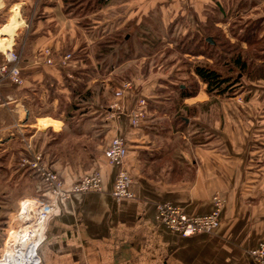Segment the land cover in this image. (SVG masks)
I'll use <instances>...</instances> for the list:
<instances>
[{"label":"crops","instance_id":"crops-1","mask_svg":"<svg viewBox=\"0 0 264 264\" xmlns=\"http://www.w3.org/2000/svg\"><path fill=\"white\" fill-rule=\"evenodd\" d=\"M233 1L240 0H146V4L149 11L165 10L171 2L184 5V12L194 7L203 19L209 6L217 4L226 5L228 15L227 5ZM242 1L249 5L247 11L230 14L228 22L241 15L264 24V0ZM28 2L10 6V0H0V66L15 48L17 30L26 25L22 12ZM40 2L35 26L19 50L25 83L16 85L0 76V254L19 203L40 191L33 175L19 165L31 150L46 153L68 188L90 171L103 176L102 193L64 201L48 219L38 246L43 264H256L249 252L264 242V81L246 82L245 94L230 98L210 96L202 84L195 97L184 100L198 112L184 117L183 131L164 125L163 120L170 123L175 117L174 111L164 113L158 122L148 117L140 128L131 127L132 109L114 118L105 114L111 129L105 143L114 137L127 142L126 167L133 179L134 199L116 202L110 193L117 168L104 157L102 128L87 120L69 129L65 120L63 104L69 98L65 78L70 79L71 71L59 67L57 58L75 45L80 31L64 15L61 0ZM227 27L230 30V23ZM241 46L247 49L245 42ZM47 47L53 52V66L43 56ZM239 95L243 106L235 104ZM195 138L201 142L195 143ZM71 140H78V145H71ZM216 194L223 197L225 207L221 226L213 234L183 238L156 221L158 203H172L186 214L200 216L212 212Z\"/></svg>","mask_w":264,"mask_h":264},{"label":"rangeland","instance_id":"rangeland-1","mask_svg":"<svg viewBox=\"0 0 264 264\" xmlns=\"http://www.w3.org/2000/svg\"><path fill=\"white\" fill-rule=\"evenodd\" d=\"M21 1L22 0H10V6H14ZM27 1H29V10L27 9L28 11L26 10L25 13L22 12V16L26 18V25L22 26L17 30L15 34V36L17 35L15 37V48H13L14 54L20 55V64L22 62L23 52L19 50L21 49V47L23 48L22 44L27 39L28 30L35 26V18H38L39 8L41 7L40 1L42 0ZM147 6L149 7V5L146 4V0H113L110 1V4L108 3V5L103 10H99L100 12L98 11V13L95 12L84 16L87 17V20L82 21V23L84 24L82 25V27L76 25L77 23L74 20L76 23V27L80 31L78 32V35L76 37V43L70 50L68 48L67 52L60 54L57 59L60 61L61 58L66 55L72 56L71 60H74V65L72 67L69 65V67L66 69H69V71H71L70 80H74L76 83L78 81L80 82V78H82V75H84L85 77L87 71L89 73L91 69H95L97 67V61L93 53L97 52L94 50L95 46L98 40H101V37H103L104 35L107 36L109 33L111 34L113 33V31H116V29L122 28H125V30H129L132 34H141L143 29L139 25L142 24L144 27H148L147 29L145 28V30H147L146 33L148 35L150 34L154 38L157 37L163 39V43L161 40V46H159L156 51L153 52L151 51L153 49H150L148 45L142 44H145L146 42L141 40V36H139L138 34L139 38L137 41L132 43V49L135 52L143 54H140L135 59H132L131 61L122 65V67H117L110 74L106 73L103 75V73H92L91 75L90 72V74H88L92 77L90 78V87L93 89L94 92L92 95L93 100L90 102L89 106L91 110L95 107H103L106 112V115H113L110 118H114L118 117L122 113L127 114V110L132 109V118V114L136 109L137 111H142L144 106L141 105H145V107L149 105V98H153L154 100L158 98H163L165 100L164 104L168 108H170V103L172 102L168 100L174 94L170 96L171 93L169 89H165V87L163 86L165 81L169 80V78H172L173 76H175L176 79H173L172 81L169 80L171 83H175L178 85L183 83L190 86L192 84V81H196L199 83V88L201 90L203 83L198 80L197 76L194 74V67L199 64L212 65L213 60H210L204 56H195L194 54H190L189 49H194V47H191V44L188 42V39L192 37L190 35H194L195 33H200L202 37L204 36V27L206 25H210L209 23L212 22L210 21V19L208 20L209 17L207 15L209 13L205 11L206 14H202L204 18L199 19L198 15H201V13H199V11L195 12L194 7H191V12H188L187 10L186 12H184L182 10L184 9V5L179 4L178 6L176 5V3L172 2L169 3V7H167L168 5H159L161 7H167L165 10L157 8L156 10L152 11L151 9V11H149L147 10ZM213 11L216 12V10L214 9ZM212 17L214 18V14L212 15ZM162 18L166 20H163ZM222 19L223 18H218L216 21L214 20L215 22L211 23L212 30H220L221 33H223V35L231 41V43V39L233 38L236 40L234 43L238 42V38L240 39L242 36H237L236 38L233 37L231 35L232 33L227 27V24L230 23L231 26L235 20L230 22L227 21V23ZM236 23V29L238 27H241L242 24L240 20H238ZM132 25L135 26L132 27ZM262 25L261 21H258L255 25V30L253 32L257 31V28L259 27L263 29L264 26ZM122 45H120L123 48L121 50H123L125 54L131 52V49L126 48V45ZM82 49L83 51L80 52V50ZM117 50H120L119 46H115L114 51L116 52ZM76 54L80 55L79 58L77 57L78 60L75 59L74 55ZM85 54L88 57L89 64L85 63L81 59L82 55ZM43 56L46 58V60L52 59L53 52L51 48H44ZM84 80L85 79H82V81ZM256 81L257 80H255V82ZM244 82L245 81L233 86V88L230 89L231 92L229 91L227 93L226 98L233 97V95L237 93L246 92L248 86ZM125 83H127V85L131 87L124 91V95L122 97H117L116 92L120 89H123ZM161 88L164 89L166 92L164 91L162 93L160 91ZM182 88H184V86H182ZM138 90H140L139 93ZM176 96L177 94L175 95V97ZM234 98L236 100V105L243 106L245 104V100L241 99L240 95L237 96V98ZM110 110H114V113L110 112ZM88 115H93L92 111L89 110ZM90 123L92 124L91 121ZM71 141H73L70 142L71 145H78L76 144L78 143L76 142L78 140ZM104 143L105 139H100V144L104 145ZM93 147L96 146L94 145ZM94 171H90L87 174H92ZM36 181L38 185H41L40 179L37 178ZM83 194L89 193L72 194L70 199L60 200L58 203V208L60 203L62 204V202L64 201L71 200L73 199V197ZM44 197L46 196H42V194H37L30 195L25 199L38 198L40 200H46L44 199ZM49 199L50 197L47 194L46 201L48 202ZM15 206L16 205H14L13 207Z\"/></svg>","mask_w":264,"mask_h":264},{"label":"trees","instance_id":"trees-1","mask_svg":"<svg viewBox=\"0 0 264 264\" xmlns=\"http://www.w3.org/2000/svg\"><path fill=\"white\" fill-rule=\"evenodd\" d=\"M110 1L113 0H61L64 15L69 19L75 20L77 23L76 25H78L79 27H82V25H84L82 23L83 20H87V17L84 16L95 12L98 13V11L103 10L108 5V3L110 4ZM225 6L223 4H217V6H213L212 9L209 8V10L207 11L209 14L207 16L209 17V15L213 14L215 16L210 20L212 21L211 23L215 22L218 19L216 16H218L220 19L223 18L222 20L227 22L229 21L230 14H242V12L247 11L249 5L242 0H240L239 2L233 1L229 4V6L227 5V8H229L228 15L225 11ZM213 9L216 10V12H214ZM234 20V23L230 26V32L235 38L237 36H242L240 39L238 38V42L236 43H231V41L228 40L220 30H212L211 23H209L210 25H206L204 27L205 31L203 37L200 35V33H195L194 35H190L192 37L188 39L191 47H194V49H189L190 54H194L195 56H204L210 60H213L212 65L199 64L194 67V74L197 76L198 80H200L207 86L206 92L210 96H219L224 98L226 97L230 89H232L233 86L237 85L238 83H241L243 81H245L246 83L248 81L255 80L264 81V27L263 29L259 27L257 28V31L253 32L258 20H252L249 18L244 19L243 17H241V15H238ZM238 20L241 21L242 25L241 27H238L236 29V22ZM134 26L135 25H132V27ZM139 26H141L143 29L141 34L138 33L139 36H141L140 39L146 42L145 44H142L148 45L150 49H153L151 51L155 52L156 49L161 46V40L163 43V39L157 37L154 38L150 34L148 35L146 33L147 30H145V28L147 29L148 27H144L142 24ZM239 31H241V34L239 33ZM138 34H132L129 30H125V28H122L116 29V31H113V33L111 34L109 33L107 36L104 35L103 37H101V40H98L94 49L97 52L93 53L97 61V67L95 69H91V75L92 73H103V75L106 73L110 74L117 67H122V65L126 64L132 59H135L140 54H143L135 52L132 49V43L137 41L139 38ZM242 42H245L247 44L246 50L242 48ZM122 44L126 45L127 49H131V52L125 54V52L121 50L123 49L120 46ZM115 46H119L120 50H117L115 52ZM81 51H83V49L80 50V52ZM74 56L75 59H77V57L79 58L80 55L76 54ZM81 59L85 63L89 64L86 54L82 55ZM73 65L74 60H71L70 66L72 67ZM90 72L88 73L87 71V76L85 75V77L84 75H82V78H80V82L78 81L77 83L67 77L65 78V86L69 91L68 101H66V103L64 101L63 104L65 109V120L69 129H76L75 127L77 124L82 123L83 121L90 120L92 122L91 125L98 126L100 129H103H101L100 138L104 140L107 138L106 136H108L111 129L108 125L109 123L105 120L104 115L106 114V112L103 107H95L92 110L89 107L90 102L93 100L92 95L94 93L93 89L90 87V78H92L90 75H88L90 74ZM82 79L85 80L82 81ZM173 79L175 80L176 77L173 76L172 78H169L170 81H172ZM169 80L165 81L163 87H165V89H169L171 93H169L170 96L174 94L168 100L172 102L170 103V108H168L164 104L165 100L163 98H158L155 100L153 98H149V105L143 107V109L141 108L145 113V118H143V120L141 119V123L137 128H140L142 122H144L145 120L156 119L158 122L160 120L159 118L162 117L164 113H171L174 111L176 112L175 117H173L170 123H168L166 120H163L164 125H172L173 128L183 131L187 128L184 117L187 114H197V107H187L183 103L185 99L195 97L199 93V83L196 81H192V84L188 86L183 83L179 85L171 83ZM182 86H184V88H182ZM160 91L163 93L165 90L161 88ZM176 94L178 98L177 96L175 97ZM89 110L92 111L93 115H88ZM135 111H137V109ZM153 112H155V114L150 116V113ZM163 122H161V124ZM130 124L131 127H133L132 119H130ZM91 132H93V130H91ZM111 141L109 143H104L105 150L106 147L109 146ZM194 141L195 143L196 141L198 143L201 142V139L195 138ZM44 158L48 164L51 163L50 158L46 156V153H44ZM50 166L53 168L52 164H50ZM25 171H29V173L33 175L35 181L37 178L40 179L42 186L39 184L40 191L38 194L46 196L44 197V199L47 200V194L49 191L46 184L35 172L30 170ZM57 174L59 175L58 172Z\"/></svg>","mask_w":264,"mask_h":264},{"label":"built area","instance_id":"built-area-1","mask_svg":"<svg viewBox=\"0 0 264 264\" xmlns=\"http://www.w3.org/2000/svg\"><path fill=\"white\" fill-rule=\"evenodd\" d=\"M6 63L0 66V76L8 78L16 85H23L25 79L22 76L20 55L9 51ZM72 56L66 55L58 61L61 68H68ZM50 66L55 64L54 59L46 60ZM131 86L125 83L123 89L116 92L117 97H122L124 91ZM145 104V103H143ZM144 106L145 105H141ZM145 118L142 111H134L132 114V125L138 127L141 119ZM20 127L17 122L16 127ZM23 141L24 135L20 132ZM128 146L121 137H114L104 151L105 159L112 167L117 168L114 185L110 193L116 202L134 199L131 190L133 179L126 167L128 157ZM20 167L35 172L48 187L50 199L40 200L38 198L25 199L20 203L19 211L13 216L7 235L4 249L0 254V264H43L38 251V246L44 227L49 218L58 208L60 200L70 199L72 194L102 193L103 176L101 172L94 171L79 178L70 188L66 187L65 181L45 161L42 153L28 151L20 159ZM31 200V201H28ZM30 205H26V202ZM225 206V200L220 194L213 197V210L211 213L200 216L186 214L184 208L165 202L156 206V221L165 226L172 233L183 238H191L199 235L212 234L221 226V216ZM250 257L256 264H264V242L252 249ZM87 264V263H81Z\"/></svg>","mask_w":264,"mask_h":264},{"label":"bare ground","instance_id":"bare-ground-1","mask_svg":"<svg viewBox=\"0 0 264 264\" xmlns=\"http://www.w3.org/2000/svg\"><path fill=\"white\" fill-rule=\"evenodd\" d=\"M6 53H8V51H7ZM28 201H30V200H28ZM29 203H30V202H26V205H30Z\"/></svg>","mask_w":264,"mask_h":264}]
</instances>
